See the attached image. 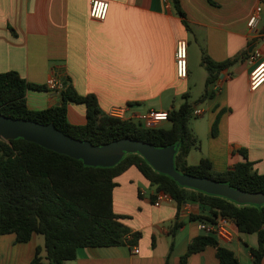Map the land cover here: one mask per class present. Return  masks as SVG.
<instances>
[{"label":"crops","instance_id":"1","mask_svg":"<svg viewBox=\"0 0 264 264\" xmlns=\"http://www.w3.org/2000/svg\"><path fill=\"white\" fill-rule=\"evenodd\" d=\"M104 1L110 8L101 22L90 17L91 0H0V73L17 72L29 84L44 87L28 90L29 109L61 104L60 95L46 86L54 71L80 96L95 95L105 114L115 108L128 114L169 112L196 99L194 109L209 117L190 127L201 145L191 151L188 164L207 158L222 173L247 156L254 171L264 174V86L250 91L248 63L254 50L264 54V0H179L189 29L173 0ZM258 7L261 21L254 35L248 22ZM180 41L187 42L188 59L191 50L197 59L192 66L188 62L187 79H179L176 71ZM204 56L216 63L240 59L218 73L215 82L221 85L215 89L207 86ZM206 91L207 100L200 102ZM219 116L215 137L212 127ZM68 121L85 125L87 106L69 102ZM116 182L115 213L141 237L135 246L80 249L77 259L65 264H181L189 245L204 235L198 217L210 216L209 209L176 201L154 206L155 188L135 167ZM235 233L234 241L220 245L240 264H253L250 248L258 246L257 235H239L236 227ZM44 244L39 236L26 244H19L15 234L0 236V264H31ZM187 264L221 263L216 248L207 247Z\"/></svg>","mask_w":264,"mask_h":264},{"label":"trees","instance_id":"2","mask_svg":"<svg viewBox=\"0 0 264 264\" xmlns=\"http://www.w3.org/2000/svg\"><path fill=\"white\" fill-rule=\"evenodd\" d=\"M173 1L189 29L180 1ZM239 59L216 63L204 56L202 63L208 71L207 86L216 81L219 72ZM29 89L43 90L44 87L29 84L17 72L0 73V115L43 125L53 124L65 135L95 146L120 139L143 141L157 149L178 146L175 156L178 172L210 178L250 193H264V174L254 171V164L247 156L246 162L222 173L215 172L207 158L198 165L188 164L189 154L199 149L201 142L189 126L195 118V109L187 99L179 109L168 112L170 128H146L135 121L110 117L101 111L95 95L80 96L72 86H67L61 93L60 105L33 111L27 104ZM207 98L206 91L200 102ZM69 102L87 106L85 125L69 123ZM219 118L213 125L215 132ZM131 167L139 170L155 192L168 193L178 205L193 203L209 209L210 216L198 217L201 222H212L222 216L234 222L237 234L257 235L258 246L250 248V254L253 264H262L264 205H239L223 197L182 187L169 176L156 172L139 154H127L112 168L87 167L80 160L24 140H0V236L15 234L19 244L29 243L35 236H43L44 248L37 247L31 264L75 261L78 251L84 248L135 246L141 235L132 233L121 223L122 217L115 213L113 198L116 179ZM207 247L216 248L221 264H240L233 251L221 246L215 236L205 233L189 245L181 264H187L190 256ZM43 251L45 257L42 256Z\"/></svg>","mask_w":264,"mask_h":264},{"label":"water","instance_id":"3","mask_svg":"<svg viewBox=\"0 0 264 264\" xmlns=\"http://www.w3.org/2000/svg\"><path fill=\"white\" fill-rule=\"evenodd\" d=\"M0 140L6 142L24 140L34 143L44 149L80 160L87 167L112 168L127 154H139L156 172L169 176L182 187L223 197L239 205H264V193H250L210 178H199L178 172L175 167L178 146L157 149L152 144L132 139H120L103 146H95L65 135L53 124L43 125L2 115Z\"/></svg>","mask_w":264,"mask_h":264},{"label":"built area","instance_id":"4","mask_svg":"<svg viewBox=\"0 0 264 264\" xmlns=\"http://www.w3.org/2000/svg\"><path fill=\"white\" fill-rule=\"evenodd\" d=\"M109 3L104 0H91L90 2V17L96 21H105L109 12ZM262 8L258 7L248 22V29L254 35H257L259 24L261 21ZM176 71L179 79H187L189 75L188 64V45L185 41H180L177 44L175 53ZM248 63L252 66L249 75V89L251 92H256L264 86V54L259 50H254L248 57ZM213 87L219 88L221 85L214 82ZM46 86L49 90L57 95L66 89L65 80L59 71H54L52 76L47 80ZM203 111L195 110L194 116H203ZM110 117L121 120H131L141 123L146 128H155L163 123L169 122V113L166 111L151 110L141 114H128L126 108H115L109 111ZM155 200L153 205L156 207L162 206L164 203L174 201L172 197L163 191L155 192ZM201 229L205 234L215 236L219 241L231 243L236 238L235 224L232 220L219 216L212 222L203 223ZM135 253H139L138 250Z\"/></svg>","mask_w":264,"mask_h":264},{"label":"rangeland","instance_id":"5","mask_svg":"<svg viewBox=\"0 0 264 264\" xmlns=\"http://www.w3.org/2000/svg\"><path fill=\"white\" fill-rule=\"evenodd\" d=\"M196 57L194 56V54H193V52H192V50H191V52L189 53V59H188V62L190 63V65L192 66V64H194L195 62H196ZM194 92H196V90L194 91ZM195 101H197L196 99H191L190 100V104L191 105H193V106H195V104H196V102ZM153 105H154V103H152ZM155 105H159V103L158 102H155ZM159 106H157V108H158ZM208 117H209V115H208V113H206L203 117H201V118H197V117H195V118H193L191 121H190V124H189V126L190 127H192L193 126V124L196 122V121H202L203 119H208ZM205 124H206V122H204ZM165 128H169L170 126H171V124L169 123V122H166V123H164V125H163ZM212 132H214V134H215V137L217 136V134H218V132H215L214 131V126L212 127ZM203 136V135H202ZM202 140L203 141H205V146H206V139H203L202 138ZM196 155V154H195ZM198 155H200V154H197V157H198ZM40 237V239L41 240H43L44 239V237L43 236H39Z\"/></svg>","mask_w":264,"mask_h":264}]
</instances>
